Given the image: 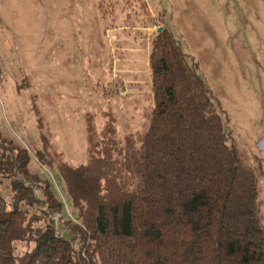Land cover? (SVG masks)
Segmentation results:
<instances>
[{
    "label": "trees",
    "instance_id": "obj_1",
    "mask_svg": "<svg viewBox=\"0 0 264 264\" xmlns=\"http://www.w3.org/2000/svg\"><path fill=\"white\" fill-rule=\"evenodd\" d=\"M150 69L154 107L139 139L122 147L113 122L98 133L89 115L86 164L72 167L45 137L36 152L57 169L76 221L29 151L0 134V264H264V160L240 150L169 28Z\"/></svg>",
    "mask_w": 264,
    "mask_h": 264
},
{
    "label": "rangeland",
    "instance_id": "obj_2",
    "mask_svg": "<svg viewBox=\"0 0 264 264\" xmlns=\"http://www.w3.org/2000/svg\"><path fill=\"white\" fill-rule=\"evenodd\" d=\"M161 27L199 63L243 154L264 160V0H0V134L29 151L66 218L77 220L64 182L36 152L45 137L72 167L86 164L89 115L98 133L113 122L122 147L139 139ZM260 188L264 199V177Z\"/></svg>",
    "mask_w": 264,
    "mask_h": 264
},
{
    "label": "water",
    "instance_id": "obj_3",
    "mask_svg": "<svg viewBox=\"0 0 264 264\" xmlns=\"http://www.w3.org/2000/svg\"><path fill=\"white\" fill-rule=\"evenodd\" d=\"M164 29H165V28L161 27V28L159 29V33L162 32Z\"/></svg>",
    "mask_w": 264,
    "mask_h": 264
}]
</instances>
